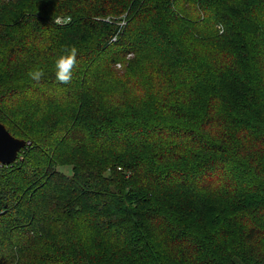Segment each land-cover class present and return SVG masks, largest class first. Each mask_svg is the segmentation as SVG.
<instances>
[{"label":"trees","instance_id":"16d2710c","mask_svg":"<svg viewBox=\"0 0 264 264\" xmlns=\"http://www.w3.org/2000/svg\"><path fill=\"white\" fill-rule=\"evenodd\" d=\"M0 122V264H264V0H0Z\"/></svg>","mask_w":264,"mask_h":264},{"label":"clouds","instance_id":"9594fccd","mask_svg":"<svg viewBox=\"0 0 264 264\" xmlns=\"http://www.w3.org/2000/svg\"><path fill=\"white\" fill-rule=\"evenodd\" d=\"M70 21V17L65 23ZM77 49L75 47L62 46L60 51L53 57V68L55 77L61 84L71 82L73 70L76 67ZM27 75L34 79L39 80L43 72L39 69H31Z\"/></svg>","mask_w":264,"mask_h":264},{"label":"water","instance_id":"95a60500","mask_svg":"<svg viewBox=\"0 0 264 264\" xmlns=\"http://www.w3.org/2000/svg\"><path fill=\"white\" fill-rule=\"evenodd\" d=\"M24 145L23 138L13 136L0 122V164H10L16 160L18 152Z\"/></svg>","mask_w":264,"mask_h":264},{"label":"built area","instance_id":"2783aa9c","mask_svg":"<svg viewBox=\"0 0 264 264\" xmlns=\"http://www.w3.org/2000/svg\"><path fill=\"white\" fill-rule=\"evenodd\" d=\"M65 19H67V18H65ZM55 21L58 22V23H62L64 21V18L63 17H56ZM118 23H119V26H123L124 21L120 20Z\"/></svg>","mask_w":264,"mask_h":264},{"label":"rangeland","instance_id":"374dc122","mask_svg":"<svg viewBox=\"0 0 264 264\" xmlns=\"http://www.w3.org/2000/svg\"><path fill=\"white\" fill-rule=\"evenodd\" d=\"M59 169L62 170V172L66 173V174H71V168H70V166H62Z\"/></svg>","mask_w":264,"mask_h":264}]
</instances>
